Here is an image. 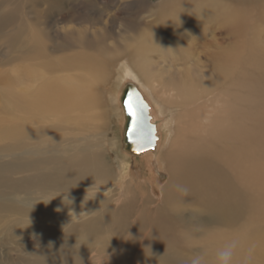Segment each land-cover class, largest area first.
Masks as SVG:
<instances>
[{
    "label": "bare ground",
    "instance_id": "obj_1",
    "mask_svg": "<svg viewBox=\"0 0 264 264\" xmlns=\"http://www.w3.org/2000/svg\"><path fill=\"white\" fill-rule=\"evenodd\" d=\"M222 1L160 0L155 27L123 36L106 60L90 49L69 52L71 37L92 41L64 23L77 18L57 0H0V42L12 50L7 61H17L0 75V264H191L198 255L216 264L233 241L232 264H243L250 249L252 264H264V125L259 119L251 129L242 118L245 67L232 68L231 48L222 45L203 52L209 75L189 54L182 71L150 56L166 62L178 28L198 20L192 9L206 11L199 20L208 21L209 10H226ZM257 6L254 18L223 15L218 26L252 34L264 0ZM113 57L109 99L120 131L119 94L131 82L157 136L154 149L138 156L121 145L116 171L105 155L110 133L103 138L92 125L101 118L93 88L106 81Z\"/></svg>",
    "mask_w": 264,
    "mask_h": 264
},
{
    "label": "rangeland",
    "instance_id": "obj_2",
    "mask_svg": "<svg viewBox=\"0 0 264 264\" xmlns=\"http://www.w3.org/2000/svg\"><path fill=\"white\" fill-rule=\"evenodd\" d=\"M159 1L57 0V2L62 3L61 9L68 8L71 10L70 12L73 11L72 15L77 18L74 22L64 23L71 24L70 26H76L78 30H84L82 33L85 32V35L88 33L86 36L90 37L92 41V43H88L89 45L87 43L85 45H79L76 36L71 37L68 46L69 52L77 51L79 48L90 49V51L95 52V55L107 60L108 58L104 55L105 52L115 47L121 48L123 41H127L122 39L123 36H132L141 30H151L152 27H155L156 17L152 9ZM87 2L92 3L94 6L91 8L85 7V5H88ZM259 2L260 0H223L222 5L226 7V10L220 7L215 10H209L210 18L208 21L199 20V17L206 15V11L202 12L199 9L193 8L191 13L192 15H196L198 20L190 23V26L184 25L181 29L178 28L176 34V39L178 38L175 46L176 52L164 57L166 62L158 58L160 55L157 52L151 53L150 55L154 60L156 59L162 62L163 65H166L168 63L167 61L173 60L175 66L182 71L186 69L188 64V61L185 62L187 59L185 55L189 54L190 58H194V61L191 63H195L198 69L205 72L206 75H209L213 72V68L207 61L208 59L203 57V52H212L213 49L221 45L231 48L228 63L234 69L238 63H241V67H245L246 71L245 80L249 88L244 92L247 93L248 99L243 105L242 118L244 119V124L251 129L259 119L263 122L261 124L264 125V19L257 22L258 24L255 25L252 34L250 33L252 28L247 26H244L242 31H230L222 29L218 25H221L219 17H223V15L229 17V19L239 17H245L246 19L254 18L258 15L259 7L257 4ZM44 7H46L45 2L36 6V8L40 9ZM52 14L54 17H57L56 11L50 13V15ZM65 15L67 16L69 14L66 13ZM95 16L98 17V20L90 26L88 20ZM52 28L54 30L55 26L52 25ZM53 30L50 29L51 34H54ZM6 47V43L0 42V75L17 63V61H10V63L7 61V58H9L8 55L12 54V50ZM98 47L99 49H97ZM13 50L18 49L14 48ZM97 50H100V52L97 53ZM239 55L242 58L240 62H237L240 60L238 58ZM116 58L113 57L106 65L109 70L106 81L103 84H95L93 88L96 93H99L101 98V104L96 109V112L101 115V118L95 120L92 125L98 127L95 131H101L103 138L105 133H110V137L107 140L109 148L111 149L105 148V155L107 156V163L110 165L112 171H116L114 157L122 145L119 141L122 137V131H120L118 113L109 99L112 83L115 81L117 74L116 68H114ZM243 61L244 64H242ZM157 68L160 69L161 66ZM104 140L106 142V139ZM166 173L160 178L161 186L166 184ZM258 222L264 225V220ZM29 243L31 244V242Z\"/></svg>",
    "mask_w": 264,
    "mask_h": 264
},
{
    "label": "water",
    "instance_id": "obj_3",
    "mask_svg": "<svg viewBox=\"0 0 264 264\" xmlns=\"http://www.w3.org/2000/svg\"><path fill=\"white\" fill-rule=\"evenodd\" d=\"M119 103L123 116L122 150L134 156L153 150L157 140L155 124L152 122L150 107L135 84L124 83L120 90ZM129 107L137 114L135 123L128 114Z\"/></svg>",
    "mask_w": 264,
    "mask_h": 264
},
{
    "label": "clouds",
    "instance_id": "obj_4",
    "mask_svg": "<svg viewBox=\"0 0 264 264\" xmlns=\"http://www.w3.org/2000/svg\"><path fill=\"white\" fill-rule=\"evenodd\" d=\"M99 189H97V191L95 193H93L91 199L95 198L96 193L98 192ZM182 194L186 197L189 193H188V189L184 188L181 190ZM66 199L70 202V204L72 203V201L70 199H68L66 197ZM238 246V242L237 241H233L231 243H229L228 245H226L224 248H222L221 250H219L216 254V264H232V260H233V256H234V251L236 249V247ZM252 250H249L248 255L245 256L243 264H252ZM81 261V259H80ZM82 264V261H81ZM191 264H204V257L203 256H196L192 259Z\"/></svg>",
    "mask_w": 264,
    "mask_h": 264
},
{
    "label": "snow or ice",
    "instance_id": "obj_5",
    "mask_svg": "<svg viewBox=\"0 0 264 264\" xmlns=\"http://www.w3.org/2000/svg\"><path fill=\"white\" fill-rule=\"evenodd\" d=\"M126 107H128V106L126 105ZM128 114H129V116L133 117V120L135 123L137 114L134 111H132L130 107L128 108ZM133 131H134V129L130 131V133H129L130 136L132 135Z\"/></svg>",
    "mask_w": 264,
    "mask_h": 264
}]
</instances>
